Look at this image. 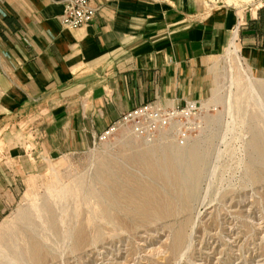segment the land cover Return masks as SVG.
<instances>
[{
    "label": "rangeland",
    "instance_id": "obj_1",
    "mask_svg": "<svg viewBox=\"0 0 264 264\" xmlns=\"http://www.w3.org/2000/svg\"><path fill=\"white\" fill-rule=\"evenodd\" d=\"M223 1L264 7V0ZM237 44L207 69L200 129L186 144L172 131L146 139L122 128L105 143L31 171L17 203L0 216V264H264V156L252 146L264 137V71L252 67ZM22 125L2 133L14 147L26 146ZM3 136L0 148L7 146ZM148 151L157 160L177 156L184 175L192 152L203 159L189 202L139 164ZM109 176L164 188L173 212L150 220L126 212L130 203L106 195ZM45 206L55 211L52 227ZM29 248L44 256L41 263L33 262Z\"/></svg>",
    "mask_w": 264,
    "mask_h": 264
},
{
    "label": "crops",
    "instance_id": "obj_2",
    "mask_svg": "<svg viewBox=\"0 0 264 264\" xmlns=\"http://www.w3.org/2000/svg\"><path fill=\"white\" fill-rule=\"evenodd\" d=\"M95 21L70 31L58 0H0V216L38 165L90 150L104 130L145 104L201 103L205 73L234 40L264 71V7L203 0H92Z\"/></svg>",
    "mask_w": 264,
    "mask_h": 264
},
{
    "label": "bare ground",
    "instance_id": "obj_3",
    "mask_svg": "<svg viewBox=\"0 0 264 264\" xmlns=\"http://www.w3.org/2000/svg\"><path fill=\"white\" fill-rule=\"evenodd\" d=\"M236 38H237V35H235L233 43L231 44L232 47H236V42H235ZM257 139H260V141L257 140L256 143L252 142L253 143L252 146H255V148L258 150L257 152H259L260 156H264V137L259 136ZM188 149H187V151H188ZM196 150H197V148H196ZM196 150H194V151H196ZM173 154H174V150H173ZM140 155L141 156L139 159V164L144 168V170L150 176H154L156 179L161 180L164 184H167L168 186L175 187L176 189L181 190V191H179L180 192L179 195L182 196V198H183L182 203L185 204V203L190 201V198L193 195V192L191 191L190 187H192L194 181H196L199 178L200 171L202 169L201 164L203 162V159H200L198 157V154H196L195 152H192L191 157L189 156V159L187 158L189 162L187 161L188 162V164H187L188 169H186L187 174H185V175L182 174L184 171L180 172V171H182V169L180 168V165H175L176 162L178 161L176 158L177 156L175 157L174 155H168L165 153L162 156L161 160H157L155 157L156 155H154V153H152V151L151 152L148 151L147 154L144 153V154H140ZM263 159H264V157H263ZM134 160L136 161V159H134ZM102 170H103V172L105 171V169H102ZM109 170H111V169H109ZM111 172H113V171H111ZM112 174H115V172ZM98 177L103 179L101 173H98ZM105 180L107 181L105 185H106V188L108 189L106 191V195H108V197L115 196L117 199L124 200L125 202H128L132 205V208L125 209V211L128 213H134L137 216H139L145 220H150L153 218L167 217L169 214H171L173 212L174 200L166 199V197L169 196V193L164 191L165 190L164 188H161L162 189L161 190L160 188L158 189V188H155V187L150 186V185L142 186L141 185L142 183H140V182H136V185L131 186L130 184L124 182L125 181L124 179L117 177V176H116V178H113V176H109ZM132 187H136V188L133 189ZM183 189H186L185 192L183 191ZM117 199L113 200L114 202H116V204L118 203ZM42 210H43V213H45L43 215L48 214V216L51 218V224H50V222H48V223L52 227L53 223H54V216H55V211H54L53 207L45 206ZM104 211L108 212L109 210L107 208H104ZM41 217H42V215L39 218L41 219ZM44 217H46V216H44ZM36 220H37V217H36ZM44 220H46V219H44ZM37 221H39V220H37ZM41 222H43V220H41ZM36 224H37V222H36ZM39 225L42 226L41 223ZM33 226H34V224L32 226H31V223H30V225L28 224L27 230H29V228H31V227L33 228ZM37 226H38V224H37ZM36 228H34V229H36ZM46 228H47V226H46ZM82 232L80 231L79 233L81 234ZM182 235L183 234L181 231L177 233V239H178V242H180V243L182 241ZM26 243H28V242H26ZM25 251L31 252L29 254V257L33 259L34 263L35 262L36 263L42 262L44 256L41 253H39V250L37 248H32V249L29 248V249H26Z\"/></svg>",
    "mask_w": 264,
    "mask_h": 264
},
{
    "label": "built area",
    "instance_id": "obj_4",
    "mask_svg": "<svg viewBox=\"0 0 264 264\" xmlns=\"http://www.w3.org/2000/svg\"><path fill=\"white\" fill-rule=\"evenodd\" d=\"M203 1L207 13L226 6L223 0ZM58 2L63 6L60 23L67 30L76 31L85 28L96 19L97 8L92 5V0H58ZM240 26L238 25L234 31L237 37ZM200 113L201 107L196 101H189L184 106L166 109L145 104L126 112L110 124L98 137L96 144L105 143L120 129L128 128L133 135L146 139L154 138L162 132L172 131L177 141L184 145L200 129L198 123Z\"/></svg>",
    "mask_w": 264,
    "mask_h": 264
}]
</instances>
